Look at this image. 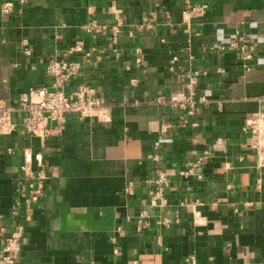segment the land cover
<instances>
[{
    "label": "crops",
    "instance_id": "1",
    "mask_svg": "<svg viewBox=\"0 0 264 264\" xmlns=\"http://www.w3.org/2000/svg\"><path fill=\"white\" fill-rule=\"evenodd\" d=\"M189 1L202 15L187 0H0V100L48 86L49 60L82 39L93 54L71 86L96 87L110 116L69 115L45 141L17 117L0 138L1 228L21 233L18 264H264V170L243 131L264 110V0ZM192 77L207 100L194 115L156 102L182 98ZM26 149L49 175L30 207ZM157 170L164 205L149 194Z\"/></svg>",
    "mask_w": 264,
    "mask_h": 264
},
{
    "label": "built area",
    "instance_id": "2",
    "mask_svg": "<svg viewBox=\"0 0 264 264\" xmlns=\"http://www.w3.org/2000/svg\"><path fill=\"white\" fill-rule=\"evenodd\" d=\"M24 2V0H21ZM207 5L193 6L187 0L186 13L189 15H202ZM14 8V3L8 1L4 4L3 12L9 14ZM87 33H101L107 31L106 26H98L94 22L86 24ZM68 58L50 59L47 65V75L51 79L48 86H40L20 95L15 105L0 100V138L10 137L17 130L20 118L22 128L32 137L45 141L55 134H61L67 125V117L75 115L80 120L96 119L101 123L110 121L108 103L102 99L96 87L81 84L71 86V81L79 75L90 61L93 52L86 50L82 39L77 40L67 50ZM74 57H78L75 58ZM196 77H192L186 84V94L182 98L159 97L158 104H169L173 108L181 109L186 115H194L200 104L206 103L204 97L196 92ZM183 124L186 122L182 118ZM243 131L248 134L249 150L256 158L258 169L264 170V110L250 114L243 126ZM8 151L11 153L12 148ZM206 157H201L197 163L203 164ZM33 163L38 170L33 169ZM24 177L20 193L27 207L38 204L44 196L49 175L46 163L41 155L34 156L29 149L24 152V162L20 165ZM202 179V176H198ZM149 182L153 189L149 191L153 205L166 204L164 195L169 189V173L157 170ZM160 201V202H159ZM19 204V203H18ZM18 211H15L16 214ZM0 216V264H18L21 233L15 232L5 235L1 228ZM142 227L148 225L147 221H140Z\"/></svg>",
    "mask_w": 264,
    "mask_h": 264
}]
</instances>
